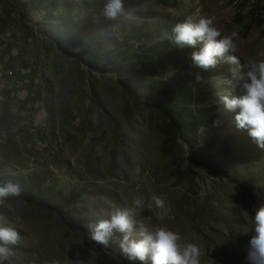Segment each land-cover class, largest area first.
Returning a JSON list of instances; mask_svg holds the SVG:
<instances>
[{
	"label": "rangeland",
	"instance_id": "374dc122",
	"mask_svg": "<svg viewBox=\"0 0 264 264\" xmlns=\"http://www.w3.org/2000/svg\"><path fill=\"white\" fill-rule=\"evenodd\" d=\"M91 1L0 0V176L39 177L42 186L72 198L70 213L80 219L90 212L100 221L127 208L133 238H139L140 225L164 227L178 233L181 246L193 244L200 250L199 264H247L252 217L264 205V148L246 129L236 127L233 112L219 99L242 91L239 81L234 87L224 83L235 65L221 57L204 75L187 55L170 69L153 66L148 81L196 82L210 92L198 106L220 111L195 129L193 142L176 135L168 142L173 131L166 117L151 105L131 104L120 83L126 73L101 68L106 63L103 50L87 48L79 59L59 49L51 37L54 26L84 17ZM121 4L114 19L105 18L102 7L91 18L104 23V36L116 41L164 17H172L175 25L206 16L221 35L236 33L235 51L225 55L237 58L241 74L249 63L264 59V0ZM48 14L52 17L46 18ZM172 27L147 41L129 40L133 47L120 56L133 62V53L170 38ZM86 45L82 36L68 50L75 53ZM199 47L183 48L192 49L191 54ZM192 100L175 97L171 102L188 107ZM225 137L229 145L223 147L219 143ZM189 144L203 153L204 162L190 154L194 148ZM153 196L163 207L156 206ZM134 198L142 200L141 207L133 206ZM0 225L19 235L5 264H98L100 249L117 258V264H130L120 255L122 233L113 230L114 240L99 243L90 237L89 226L84 233L72 229L54 211L22 200L2 201Z\"/></svg>",
	"mask_w": 264,
	"mask_h": 264
},
{
	"label": "trees",
	"instance_id": "16d2710c",
	"mask_svg": "<svg viewBox=\"0 0 264 264\" xmlns=\"http://www.w3.org/2000/svg\"><path fill=\"white\" fill-rule=\"evenodd\" d=\"M105 2L106 0H92L89 4L90 10L84 17L75 21L67 19L65 22L51 28L50 34L57 47L69 54L76 55L79 59H83V54L87 52V48H93L98 51L103 50L106 63L102 64L101 68L104 66L106 70L111 72L124 71L126 73V78L120 80V83L131 104L142 103L151 105L166 117L167 127L173 131V134L167 138L168 142L174 140L175 135L183 137L186 142H193L190 136L194 133L195 129L198 126L207 125L209 121H212L220 113L219 110L216 111L218 113L216 114L215 112H211V109L207 107L198 106L203 103L205 96L210 92L198 87V83L196 82L190 81L191 85L181 83L179 78H171L159 83L147 80V77L153 73V66L159 65L170 69L176 63L186 58L187 55L190 56L188 51L192 49L182 48L174 50L173 48H169L170 45L174 44L168 38L162 42H155L145 48L142 53H133L134 61L131 63L126 62V59L120 56L124 51H128L126 48L133 47L134 43H128L129 40L144 39L147 41L154 37L152 36L154 34L161 35L162 32H165L166 28L170 29L174 25V19L172 17H164L160 21L147 22L143 27L130 30L123 40L116 41L115 38L111 39L104 36V23L98 22V20L91 22L92 16L98 13L101 7L103 8ZM50 16L52 17L51 14H48L46 18ZM82 36L86 38V47H82L75 53L69 51L70 47L80 43ZM120 47H123V49L117 53L116 49ZM138 64L140 67L135 69L134 66ZM94 67L99 69V67ZM212 68L210 67L207 70L202 69V73L208 75ZM192 87H194V91ZM191 96L193 100L189 103L193 106H178L171 102L175 97L190 98ZM96 102L100 105V102ZM228 143V139L225 137L219 144L225 147L229 145ZM189 145L194 148V150L190 149V154L195 155V159H198V161L204 162L206 157L203 153L198 148H195L191 144ZM4 182L18 185L19 194L8 196L2 201L12 202L22 200L42 208L44 207L49 211H54L59 219L63 220L72 229L83 233L86 231V225H94L98 222L97 217L91 216L90 212H86L82 219L70 213L72 210L69 209V205L72 202V198L64 195L60 189L42 186V179L37 176H0V184ZM2 201H0V207ZM115 236L116 234H111L107 238V243L110 240H114ZM120 255L124 259H127L130 264H134L133 262L136 261V259L130 260L126 253ZM117 261V258L104 253L101 249L99 250L97 255L98 264H117Z\"/></svg>",
	"mask_w": 264,
	"mask_h": 264
},
{
	"label": "clouds",
	"instance_id": "9594fccd",
	"mask_svg": "<svg viewBox=\"0 0 264 264\" xmlns=\"http://www.w3.org/2000/svg\"><path fill=\"white\" fill-rule=\"evenodd\" d=\"M122 10L121 0H106L102 14L105 18L114 19ZM170 41L179 48L200 47L191 52V64L207 70L215 67L219 58L229 65L230 77L224 83L234 87L240 82L241 93L229 98L220 96L224 107L233 112L237 128L246 129L258 147L264 148V59H257L247 65V71L240 72V64L234 55H225L235 51L234 37L236 33L221 35L210 17H200L198 21L186 20L176 23L171 29ZM19 194V186L4 182L0 184V201L8 196ZM157 207H163V201L153 196ZM134 207L142 206L140 198L132 201ZM252 232L247 244V264H264V205L255 211L252 217ZM113 230L122 233L121 250L128 258L141 262L147 258L150 264H199L200 250L193 244L181 246L179 235L164 227L149 228L140 225L133 238V221L129 209L117 210L108 219H102L89 225L90 237L98 242L107 243ZM19 240V235L12 227L0 225V264L13 255L12 246Z\"/></svg>",
	"mask_w": 264,
	"mask_h": 264
}]
</instances>
